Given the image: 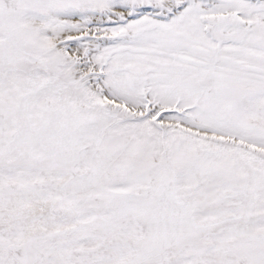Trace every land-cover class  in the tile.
<instances>
[{"label":"snow or ice","instance_id":"snow-or-ice-1","mask_svg":"<svg viewBox=\"0 0 264 264\" xmlns=\"http://www.w3.org/2000/svg\"><path fill=\"white\" fill-rule=\"evenodd\" d=\"M0 264H264V0H0Z\"/></svg>","mask_w":264,"mask_h":264}]
</instances>
